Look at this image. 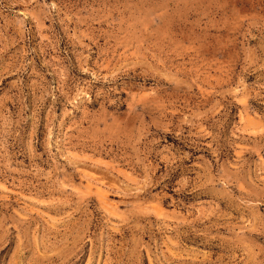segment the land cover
I'll return each mask as SVG.
<instances>
[{
	"label": "rangeland",
	"instance_id": "374dc122",
	"mask_svg": "<svg viewBox=\"0 0 264 264\" xmlns=\"http://www.w3.org/2000/svg\"><path fill=\"white\" fill-rule=\"evenodd\" d=\"M0 264H264V0H0Z\"/></svg>",
	"mask_w": 264,
	"mask_h": 264
}]
</instances>
